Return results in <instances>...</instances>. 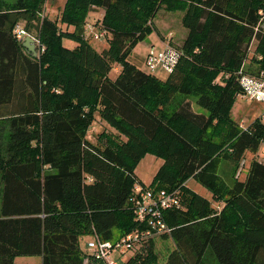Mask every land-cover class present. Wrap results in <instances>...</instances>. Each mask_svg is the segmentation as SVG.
Instances as JSON below:
<instances>
[{
    "label": "trees",
    "instance_id": "obj_1",
    "mask_svg": "<svg viewBox=\"0 0 264 264\" xmlns=\"http://www.w3.org/2000/svg\"><path fill=\"white\" fill-rule=\"evenodd\" d=\"M46 1L0 0V264H85L82 236L146 231L131 201L139 186L180 191L158 235L175 245L165 264H264V118L242 129L231 117L240 73L264 78V0H65L58 20L41 19ZM94 8L108 37L101 52L86 35ZM161 9L183 12L188 30L166 79L129 61ZM20 23L37 33L38 58L16 37ZM96 114L125 139L91 142ZM147 154L163 160L149 186L135 174ZM154 236L124 264H162Z\"/></svg>",
    "mask_w": 264,
    "mask_h": 264
},
{
    "label": "rangeland",
    "instance_id": "obj_2",
    "mask_svg": "<svg viewBox=\"0 0 264 264\" xmlns=\"http://www.w3.org/2000/svg\"><path fill=\"white\" fill-rule=\"evenodd\" d=\"M4 3L13 4L17 0H3ZM65 5V0H47L43 11L40 13L41 19L49 18L51 20H58L61 17L62 10ZM103 11L101 9L94 8L91 13L88 16V21L86 23V28L91 26H95L94 30H86V35L91 44L94 48H96L98 51H102L105 47H107V35L102 30L101 25V18H103ZM184 16L183 12H169L165 9H161L157 17L153 23L154 30L152 34H150L145 41L141 42L133 51L132 55L130 56L129 61L139 67L143 71H149L146 66V57L152 47L155 48L156 52H160L163 50L164 41H171V44L175 46L177 49H181L183 42L185 38L188 35V30L184 28L182 24V18ZM21 27L24 29L25 24L20 23ZM62 29H68L73 30L72 27H67L66 25L60 24ZM264 26V24H263ZM90 33V34H89ZM101 33H103L104 39H101ZM32 34V35H31ZM29 35L35 37L37 39L38 35L35 31H32L29 33ZM66 45L70 47H74L75 44L66 42ZM255 49V45L252 48V51L249 55V59L246 62L245 70L251 73H256L258 71V66L254 63H251V58L253 56V52ZM119 72V68L114 70L111 73V77L114 79ZM157 76L161 79H166L168 76V73L162 71V69L158 68L155 72ZM191 100L193 102V107L196 112L199 113H206V111L201 108L197 104L196 97H191ZM264 113V102H257L253 100H248L247 98L243 97L242 95L237 96L236 102L232 108L231 117L232 120H235L237 123H239L242 127V129H245L251 124L255 119L258 117H261V115ZM5 124L3 123V126ZM2 126V127H3ZM108 135L110 137L105 138L102 140L101 144L103 145H109V141L116 140L117 139L124 140L125 138L121 137L120 134L112 128L109 124H107L104 120L101 119V117L96 114V119L93 122L92 127L90 128V131L88 133V139L93 142L97 143V140L99 137H101L102 134ZM3 134V140L2 143L4 145L8 142V127L5 126L2 129ZM262 158L264 157V154H261ZM258 156H256L257 158ZM255 157L247 154L245 159V165L243 167L242 172L240 173V179H244L246 177V174L248 173V170L250 169L251 163ZM163 164V160L159 157L153 155V154H147L137 165L135 174L137 176V179L139 182L144 183L145 185L149 186L151 185L154 176L159 169V167ZM187 186L191 188L193 191L198 193L201 196H204L206 198H209L212 200L211 193L201 186L197 181L195 180H189L187 182ZM3 191V183H2V176L0 173V206L2 202V192ZM216 207L218 204L213 203ZM221 207V206H220ZM94 238V235H84L80 238V249L82 253L85 255H88L91 253L90 249L88 248V243L92 241ZM154 242H155V250L159 255L160 261L162 264H165L168 255L172 250H174L175 245L173 243V240H165L162 236H154ZM137 250V249H136ZM135 250V251H136ZM134 251V252H135ZM134 252L129 253L128 255L124 256L122 260L124 263L128 261L133 255ZM115 257H118V255H115ZM39 259V258H36Z\"/></svg>",
    "mask_w": 264,
    "mask_h": 264
},
{
    "label": "built area",
    "instance_id": "obj_3",
    "mask_svg": "<svg viewBox=\"0 0 264 264\" xmlns=\"http://www.w3.org/2000/svg\"><path fill=\"white\" fill-rule=\"evenodd\" d=\"M88 29L90 31L95 28L90 25ZM15 35L19 40L23 41L29 34L21 25H18L15 29ZM33 38L37 46H39V40L35 37ZM100 38L104 39L103 33H101ZM180 53L179 49L169 43L160 52H156L155 48L152 47L145 60L146 66L151 73H155L160 68L169 74L177 64ZM240 74V81L244 90L243 97L248 100L264 102L263 74L261 77L243 74L242 72ZM262 116L264 118V114ZM244 165L245 160L241 163L238 175L242 172ZM131 201L136 221L145 224L148 229L146 231L137 230L117 241L102 240L98 235H94L93 240L88 243L91 253L86 255L85 264H124L122 258L134 252L139 244L153 235L169 232L164 214L167 210L181 208L182 206L179 190L156 192L150 187L143 188L141 186L135 188ZM115 255H118V257H115Z\"/></svg>",
    "mask_w": 264,
    "mask_h": 264
},
{
    "label": "water",
    "instance_id": "obj_4",
    "mask_svg": "<svg viewBox=\"0 0 264 264\" xmlns=\"http://www.w3.org/2000/svg\"><path fill=\"white\" fill-rule=\"evenodd\" d=\"M23 47L28 51V53L33 57V58H38L39 56V51H38V46L36 44L35 39L27 35L25 39L23 40Z\"/></svg>",
    "mask_w": 264,
    "mask_h": 264
},
{
    "label": "crops",
    "instance_id": "obj_5",
    "mask_svg": "<svg viewBox=\"0 0 264 264\" xmlns=\"http://www.w3.org/2000/svg\"><path fill=\"white\" fill-rule=\"evenodd\" d=\"M104 13V12H103ZM169 41H164V46L168 44ZM148 72V71H146ZM162 165V164H161ZM161 167V166H160ZM159 167V168H160ZM159 170V169H158ZM157 170V171H158ZM157 173V172H156ZM15 264H41V259L36 258H18L15 261Z\"/></svg>",
    "mask_w": 264,
    "mask_h": 264
}]
</instances>
